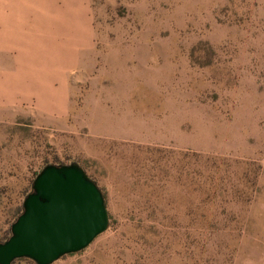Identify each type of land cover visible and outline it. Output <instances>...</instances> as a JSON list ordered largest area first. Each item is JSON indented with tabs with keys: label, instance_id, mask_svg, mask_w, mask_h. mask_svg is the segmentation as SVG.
Here are the masks:
<instances>
[{
	"label": "rangeland",
	"instance_id": "374dc122",
	"mask_svg": "<svg viewBox=\"0 0 264 264\" xmlns=\"http://www.w3.org/2000/svg\"><path fill=\"white\" fill-rule=\"evenodd\" d=\"M55 1L91 49L55 60L56 106L77 65L64 119L0 102V243L33 175L77 163L109 225L52 264H264V0Z\"/></svg>",
	"mask_w": 264,
	"mask_h": 264
},
{
	"label": "crops",
	"instance_id": "0c3cea01",
	"mask_svg": "<svg viewBox=\"0 0 264 264\" xmlns=\"http://www.w3.org/2000/svg\"><path fill=\"white\" fill-rule=\"evenodd\" d=\"M78 2L84 7L83 0H78ZM48 5L49 8H47ZM56 5L55 0H0V62L2 63L0 66V102L8 103L9 108H14V110L21 104L23 110L45 121L64 119L68 115L70 99L68 79L77 68V65H74L69 68L67 76H57V79L62 80L64 95L60 105L56 106L53 90L55 60H59L61 65L67 61L76 63L78 61V55L75 58L76 51L82 48L85 50L83 55H86L92 43L86 15L83 25L79 24L78 19L81 14L79 7L72 10V18L75 20L71 19L67 26L62 23L59 29L56 24L58 16L53 14L58 13ZM65 34L69 42L74 35L75 40H79L80 44L72 49L70 43L66 45L63 41ZM58 36L62 39L59 46L67 47L60 55L56 54V47L54 49V42ZM81 60L82 57L79 61ZM26 85L27 89L34 93L29 94L28 101L31 102L25 107L20 96L26 91ZM30 86L32 89L29 88ZM34 97H36V102Z\"/></svg>",
	"mask_w": 264,
	"mask_h": 264
},
{
	"label": "water",
	"instance_id": "95a60500",
	"mask_svg": "<svg viewBox=\"0 0 264 264\" xmlns=\"http://www.w3.org/2000/svg\"><path fill=\"white\" fill-rule=\"evenodd\" d=\"M108 225L104 197L84 170L77 163L47 164L33 179L9 238L0 243V264H52L85 249Z\"/></svg>",
	"mask_w": 264,
	"mask_h": 264
},
{
	"label": "trees",
	"instance_id": "16d2710c",
	"mask_svg": "<svg viewBox=\"0 0 264 264\" xmlns=\"http://www.w3.org/2000/svg\"><path fill=\"white\" fill-rule=\"evenodd\" d=\"M43 168V167H42ZM41 168V169H42ZM38 174V172L37 173H35L34 175H33V179L35 178V176ZM33 181V180H32ZM32 181H31V185H32ZM30 188H31V186H30ZM20 211L22 212V207H20ZM21 214V213H20ZM9 235H10V230H9ZM9 238V236L6 238V239H4L2 242H4V241H6L7 239ZM1 242V243H2ZM21 260H28V261H31V260H29V259H18V260H15L14 262H13V264H15L17 261H21ZM33 262V261H32Z\"/></svg>",
	"mask_w": 264,
	"mask_h": 264
}]
</instances>
